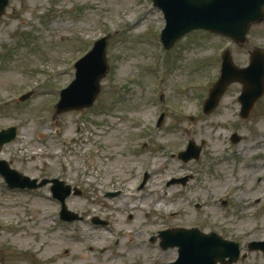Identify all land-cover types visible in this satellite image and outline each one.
<instances>
[{
	"label": "rangeland",
	"instance_id": "1",
	"mask_svg": "<svg viewBox=\"0 0 264 264\" xmlns=\"http://www.w3.org/2000/svg\"><path fill=\"white\" fill-rule=\"evenodd\" d=\"M164 29L153 0L10 1L0 19V131H19L0 159L39 183L44 177L73 186L67 206L85 221L56 226L61 205L50 200V186L37 196L11 193L1 177L0 264H32L37 254L58 264L177 259V250H150L145 239L126 242L130 226L148 234L217 233L248 253L238 264H264L263 253L247 251L264 242V171L253 174L264 168V98L242 118L243 88L235 83L215 111L204 110L222 53L229 49L236 67H250L253 50L264 49V24L252 28L248 45L196 31L169 51L162 48ZM108 35L110 73L98 102L58 114L75 64ZM190 141L202 147L201 156L181 161ZM92 217L111 223L119 251L110 232L92 227Z\"/></svg>",
	"mask_w": 264,
	"mask_h": 264
},
{
	"label": "water",
	"instance_id": "2",
	"mask_svg": "<svg viewBox=\"0 0 264 264\" xmlns=\"http://www.w3.org/2000/svg\"><path fill=\"white\" fill-rule=\"evenodd\" d=\"M10 0H0V18L6 11ZM163 10L167 28L163 41L167 48L195 30H207L246 42L248 28L254 21L262 20L260 11L264 0H154ZM168 35H171L169 39ZM109 38L95 44L94 49L76 64V79L61 93L57 113L91 108L101 93V83L108 76L107 52ZM249 69L239 70L233 63L230 53L224 57L222 75L207 102L206 110H213L232 82L240 81L244 93L240 99L244 116L264 95V54L256 52ZM25 97L24 100L28 99ZM16 129L0 133V144L11 142ZM236 141V139H235ZM202 149L190 144L188 151L180 154V159L190 161L199 159ZM4 164V162H3ZM6 165V164H5ZM178 237L180 259L177 264H233L239 260V245L224 242L216 235L199 236L188 232ZM250 249L264 252V242H255ZM230 261L226 262V259Z\"/></svg>",
	"mask_w": 264,
	"mask_h": 264
},
{
	"label": "flooded vegetation",
	"instance_id": "3",
	"mask_svg": "<svg viewBox=\"0 0 264 264\" xmlns=\"http://www.w3.org/2000/svg\"><path fill=\"white\" fill-rule=\"evenodd\" d=\"M129 228L131 230L126 234V242H130V243H132V242H134V241H136L138 239H145V240L151 242L152 239L154 237L158 236V234L160 232V231H158V232H155L154 234H148V233H144L142 227H138L137 228V227H134V226H132V227L130 226ZM225 229H228L229 231H234L233 228H225ZM110 230H111V223L109 222V225L107 227V231H110ZM150 230H152V229H150ZM157 241H159V238L157 239ZM139 248L140 247H137L136 250H138ZM94 250H96V249L93 246H89L88 247V251L94 253L93 252ZM99 250L100 249H98V251ZM105 250L106 249H103L102 252H104ZM87 258H89V257L87 256ZM112 258H113L112 261L116 259L113 256H112ZM84 260H85V258H84ZM74 263H76V261ZM74 263H72V264H74ZM32 264H58V258L56 260H53V261H48L47 263L35 262V263H32ZM83 264H93V263H92V261H85V263H83Z\"/></svg>",
	"mask_w": 264,
	"mask_h": 264
},
{
	"label": "bare ground",
	"instance_id": "4",
	"mask_svg": "<svg viewBox=\"0 0 264 264\" xmlns=\"http://www.w3.org/2000/svg\"><path fill=\"white\" fill-rule=\"evenodd\" d=\"M263 171H264V168L260 169L259 171L254 172L253 174H254V175H260V173H262ZM238 186H241V185H236V187H238ZM42 241H43V240H42ZM54 258H57V257H52V258H50V261H53ZM45 259H46V258H45Z\"/></svg>",
	"mask_w": 264,
	"mask_h": 264
}]
</instances>
